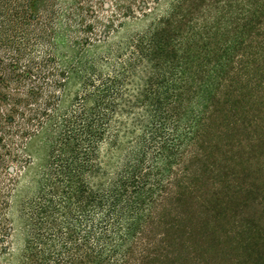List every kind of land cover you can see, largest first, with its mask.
<instances>
[{
	"label": "trees",
	"instance_id": "16d2710c",
	"mask_svg": "<svg viewBox=\"0 0 264 264\" xmlns=\"http://www.w3.org/2000/svg\"><path fill=\"white\" fill-rule=\"evenodd\" d=\"M200 256L264 264V0H0V264Z\"/></svg>",
	"mask_w": 264,
	"mask_h": 264
},
{
	"label": "rangeland",
	"instance_id": "374dc122",
	"mask_svg": "<svg viewBox=\"0 0 264 264\" xmlns=\"http://www.w3.org/2000/svg\"><path fill=\"white\" fill-rule=\"evenodd\" d=\"M173 203V200L171 199V200H167L166 202H165V204H167V206L168 205H170V204H172ZM195 203V200L192 198V197H190V198H188L187 199V202H186V204L187 205H193ZM158 206V205H157ZM164 208L165 207H163V205L162 206H160V210H162V212H164ZM191 207L189 206L187 209H186V211H189V209H190ZM192 219H194V216H192L191 217ZM201 249H202V243H201ZM201 258H199V259H197L195 262V264H202V256H200Z\"/></svg>",
	"mask_w": 264,
	"mask_h": 264
}]
</instances>
